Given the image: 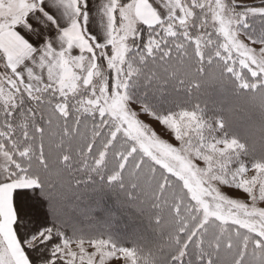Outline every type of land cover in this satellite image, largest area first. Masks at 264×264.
<instances>
[{
  "label": "snow or ice",
  "instance_id": "obj_1",
  "mask_svg": "<svg viewBox=\"0 0 264 264\" xmlns=\"http://www.w3.org/2000/svg\"><path fill=\"white\" fill-rule=\"evenodd\" d=\"M196 8H208L228 35L234 21L224 0L215 9L207 0H0V264H40L43 248H51L47 264L135 258L105 240H63L51 229L28 235L30 210L36 216L29 193L74 166L121 178L135 155L125 143L147 139L145 113L127 104L130 57L167 58L169 40L194 39ZM246 15L264 16V7Z\"/></svg>",
  "mask_w": 264,
  "mask_h": 264
},
{
  "label": "rangeland",
  "instance_id": "obj_2",
  "mask_svg": "<svg viewBox=\"0 0 264 264\" xmlns=\"http://www.w3.org/2000/svg\"><path fill=\"white\" fill-rule=\"evenodd\" d=\"M207 3L211 8H216V0H207ZM224 3V16L234 21L227 36L218 30V22H212L208 8H196L195 19L188 26L190 36L194 39L177 38L178 46L172 40L165 45L172 52L178 51L176 57L167 62L169 67H175L174 60L183 51L182 58L186 57L188 62L179 66L180 77H174L175 68L172 73L168 69V75L166 72L162 73V88L165 91L161 92V96L165 95V98L160 97L164 103L171 100V93L167 91H171V82L175 80L180 87H173L176 89L172 93L173 97L181 95L190 99L195 95L202 99L207 95L211 96V102L207 101V105L212 111L225 113L227 116L238 112L235 115H240L239 119L233 125H228L229 122L224 120L226 126L223 127L216 115L210 120L200 117L196 114L201 112L198 107L179 113L160 110L155 102L158 97L154 91L150 94L153 97L150 103L147 99L144 100L145 104L138 102L135 94L138 93L140 84L149 78L157 81L159 76L147 67L148 61L154 60L161 65L159 59L167 60L169 56L165 58L161 52H157L152 57H146L143 62L136 53H132L130 57L132 75L128 77L127 104L129 111L145 113L138 115V119L147 139L143 142L125 143L127 154L135 153L129 167L133 164L134 167H139V163H135L139 159L144 162V166L140 167L142 170H149V173H157L164 178L165 188L168 183L183 189L184 192L176 198L181 200L184 210L186 206L191 209V217H187V213L183 215L190 221L185 224L187 230L189 231V227L193 229L192 234L188 235L180 225L178 228L183 235L179 240L182 251L177 254V258L183 264H240L237 260L229 262L226 254H215L207 247L206 244L209 243L206 242L205 227L214 230L215 234L221 232L220 242L215 243L218 249L230 247L232 257L238 251L235 257L243 255L245 258L242 264H264V121H261L264 118V16L246 15L249 6L264 7V0H224ZM244 15L246 19L243 18ZM206 16L207 22L202 24L201 21ZM195 41L199 42L198 45ZM218 57L221 58L220 61ZM146 72L148 73L144 75ZM226 72L238 82L230 83L231 79L226 76ZM249 75L254 79H250ZM137 79L139 84L134 83ZM185 81L189 86L191 81L196 87L186 93V89H181V82ZM239 86L245 89L243 97L235 95ZM186 114L194 119L189 121ZM162 120H167L168 123L162 124ZM176 123L181 127L180 134L173 130ZM190 135L197 142L191 141ZM246 155L254 156L257 162L250 161ZM72 169L75 170V166L67 168L66 172L69 173ZM60 173L64 174V169ZM149 173L146 175H150ZM125 179L137 181L136 174L130 168L123 172L119 180L124 183ZM135 186L133 183V187ZM61 187L68 189L61 185L56 190L60 192ZM139 191L137 189L132 194L137 197ZM145 193L147 195V191ZM49 197L53 202L51 211L56 219H78V227L92 220L93 214L100 208H90L88 201L78 195L70 197L69 202L60 193L53 192ZM115 199L119 201L116 202ZM130 199L116 197L110 200L111 203L102 199L101 203H109V210L103 212V220L96 222V226H102L105 222L111 227L112 218H124L134 235L136 233L140 237H146L143 232L146 226L139 221V215L133 213L131 205L134 200ZM32 207L35 208L34 205ZM60 212H63L64 217H60ZM36 213L42 222L46 212L44 209H36ZM29 218L31 219V214ZM147 220L143 221L148 222ZM48 228L45 227L46 230ZM53 234L63 240H77L62 237L55 230ZM42 250L40 264H47L51 248ZM149 251L152 253H144V249L135 252V258L126 264H162L155 262L156 258H161L160 249Z\"/></svg>",
  "mask_w": 264,
  "mask_h": 264
},
{
  "label": "trees",
  "instance_id": "obj_3",
  "mask_svg": "<svg viewBox=\"0 0 264 264\" xmlns=\"http://www.w3.org/2000/svg\"><path fill=\"white\" fill-rule=\"evenodd\" d=\"M184 52L185 51L179 53L177 58L174 60L176 63L174 65L175 67H173L175 68V72L171 66L169 67V63L167 62L176 57V55L178 54L177 50L171 52V55H169V59H159L161 65L155 62L154 60L148 61L149 66L147 67L150 70L154 71L157 76H159L157 77V81L152 78H149L140 84L138 93L135 94L137 101L142 104H145L144 100L147 99V101L150 103L151 99L153 98L152 96H150V94L154 91L155 93H157L156 96L158 97L155 98V102L160 110L167 109L179 113L183 110L194 109L198 107L201 112L196 113L197 115L208 120H210L213 115H216L219 122L223 124V127L226 126L224 120L229 122L228 125H233L234 123H236L240 116L235 115L238 112H232L231 116H227V114L225 113H218L216 111L214 112L211 110V107H208L207 101L211 102V96L207 95L202 99L196 98L195 95H193L190 99L187 96L184 97L181 95H176L173 97L174 94L172 93L176 91V89H174L173 87H180V84L177 81L175 82V80H172L171 82V91H167L171 93V100L166 103L163 102L161 97L165 98V95L161 96V92H164L165 88H162L164 80L162 73L166 72V75H168V72L170 71L171 73L174 72V77H180L178 74L179 66L182 67L184 63L188 62L186 57L182 58ZM220 60L221 58L218 57V61ZM147 73L148 72H146L144 75H146ZM225 74L231 79L230 83L233 84L235 82H238L233 75H228L227 72ZM248 77L250 79H254V77L251 75H249ZM186 82L187 81L181 82V89H186V93L187 90L192 91V89L196 87V85L192 84L191 81L189 82L190 86ZM134 83L139 84V79H137ZM238 90L239 91L236 92L233 90L235 92V95H237V97H243V90L245 89L239 86ZM207 110H209V112ZM243 118L248 119V117ZM261 121H264V118H262ZM200 125L203 126L202 124ZM125 149L128 153V149L126 146ZM246 156V158L250 161L257 162L254 156ZM135 163H139V167H134L133 164L129 168L132 172L136 174L137 181L136 179H125L124 183H122L120 180L109 182L107 179L108 173L105 171H88L79 169L76 166L75 170L72 169L69 173L66 172L68 171L67 168H64L65 173H60L58 178L45 179L40 188L33 189L29 193L31 205L35 206V208L32 207L35 209V212L36 209H38L39 211L40 209H44L46 213L44 214L43 219L41 220L42 222H40L37 216L34 219H32L31 217V231L28 233V235H34L40 230H44L45 227H49L48 229H53V232L54 230L57 231L62 237H72L73 239L77 240L89 241L107 240L118 248L129 250L132 249L134 253L142 249H144V253H146L145 251L152 253L151 251H149L150 249L152 251L160 249L159 254L161 258H156L155 262H161L162 264H183V261L177 258V254L182 251V249L179 247V240L181 238V235H183V232H179L178 230L179 225L184 229L185 232H188V235L192 234L191 232H193V229L191 227H189V231L185 227L186 222L190 221L186 220L185 216L183 215L184 213H187V217H191V215L189 214L191 209L186 206L184 210L181 200H177L176 198L179 197L180 194H182L184 191L180 188L182 190L181 192V190L178 189L179 186L175 184L170 185L168 183L166 184V188H170L171 190H167L163 186L165 184L164 178H161L157 173H149V170H142L140 167L144 166V162L140 161L139 159H136ZM147 173H149L150 175H146ZM155 175H157L156 178H154ZM133 183H135V187H133ZM61 185H64V187H67L68 189H62L61 187L60 192H58L56 188ZM137 189H139L140 191L137 193V197H135V195H133L132 193L135 192ZM145 191H147V195H145ZM53 192H56V194L60 193V195L64 196L66 202L70 201V197L73 198L75 195H78V197H83L85 198V201H88L90 208H100L93 214L92 220H90L87 224L78 227L79 225H76L79 222L78 219L67 218L68 221H62L60 219H56V217L52 214L51 206L53 202L49 197V194L51 196ZM116 197L124 198V200L131 198L130 201L133 198L134 201L131 205V209L133 213L139 215V217L137 216L139 218V221L143 222V225L146 226L145 230L143 229L144 234L147 235L146 237H140L136 233L134 235L133 232H131L132 230L129 227L130 225L127 219L124 218H112V224L108 222L111 227L109 225L107 226V223L105 224V222H103L102 226H96V222H100L103 220V212H108L109 210V203H101L102 199H105L106 201L110 202L112 198L114 199ZM78 203L81 204L80 202ZM112 211L114 212L115 210L113 209ZM59 215L60 217H64L62 216L63 212H60ZM144 219H148V222H144ZM35 228L37 229L33 231L32 229ZM205 234L206 242L209 243V245H206L208 248H210L211 251L221 256L227 255L228 260H230L229 262H234L235 260H237L238 262H240V264H242V261L245 258H243V255L235 257L236 255H238V251H236L235 255L232 257L230 247L225 248L223 246V248L220 250L215 245V243L220 242L219 238L221 232L215 234L214 230L205 227ZM144 237L145 239H143ZM201 250H203L202 247ZM40 251L41 252H39V255L43 254V250L41 249Z\"/></svg>",
  "mask_w": 264,
  "mask_h": 264
},
{
  "label": "bare ground",
  "instance_id": "obj_4",
  "mask_svg": "<svg viewBox=\"0 0 264 264\" xmlns=\"http://www.w3.org/2000/svg\"><path fill=\"white\" fill-rule=\"evenodd\" d=\"M173 130L176 131L178 134H180V130H181L180 125L176 123V125H175L174 128H173ZM189 139H190L191 141L197 142L196 139L192 140V135L189 136ZM263 197H264V189L262 190V198H263Z\"/></svg>",
  "mask_w": 264,
  "mask_h": 264
}]
</instances>
